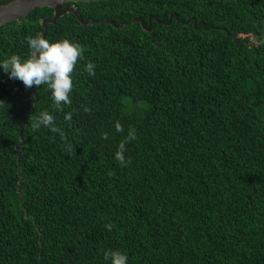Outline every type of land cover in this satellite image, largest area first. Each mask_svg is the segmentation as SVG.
Here are the masks:
<instances>
[{
	"label": "trees",
	"instance_id": "1",
	"mask_svg": "<svg viewBox=\"0 0 264 264\" xmlns=\"http://www.w3.org/2000/svg\"><path fill=\"white\" fill-rule=\"evenodd\" d=\"M70 4L85 21L152 18L150 32L48 23L50 42L83 53L59 109L47 85L35 102L0 72V264H108L106 249L128 264H264V0ZM52 16L1 26L0 59L27 58L25 37ZM43 110L56 131L32 127Z\"/></svg>",
	"mask_w": 264,
	"mask_h": 264
},
{
	"label": "clouds",
	"instance_id": "2",
	"mask_svg": "<svg viewBox=\"0 0 264 264\" xmlns=\"http://www.w3.org/2000/svg\"><path fill=\"white\" fill-rule=\"evenodd\" d=\"M25 39L29 48L27 58L12 54L0 59V72L6 74L9 80L21 81L26 89L47 85L58 109L62 104H70V93L73 89L72 74L78 59H83L81 45L66 38L50 42L40 33L27 36ZM84 69L90 76L95 74V64L92 61L86 62ZM4 105L5 103L0 101V107ZM70 119L71 113H65V120ZM53 121L54 116L49 111L43 110L32 127L44 126L56 131ZM115 126L117 131L123 130L119 123ZM134 139H136L135 129H129L125 141L119 144L115 153V159L121 165H126L128 162L124 155L125 142ZM105 227L111 230L112 225L106 224ZM103 258L108 264H128L127 254L118 249H106Z\"/></svg>",
	"mask_w": 264,
	"mask_h": 264
},
{
	"label": "water",
	"instance_id": "3",
	"mask_svg": "<svg viewBox=\"0 0 264 264\" xmlns=\"http://www.w3.org/2000/svg\"><path fill=\"white\" fill-rule=\"evenodd\" d=\"M92 1H99V0H8L5 3L0 5V27L7 24V23L18 21L19 19L26 17L29 13H31L33 10H35L37 8L50 7L53 9V16L42 18L40 20V24L43 27L42 35L44 37H46V33H47V24L48 23H55V21L59 17H62L66 13H72L76 17L78 22L84 26L102 23V24L111 25L116 29H120V28H123L127 25H132L135 22H139L143 30L150 32L152 18H148V24L147 25L145 24L144 20L140 16H136L132 20H130L126 23H123V24H119V23H117L113 20H109V19L99 20V21H96V20L85 21L81 18L80 14L77 12V10L73 4L72 5L71 4L70 5H64L65 3L92 2ZM174 15L175 14H171L169 16V21L166 24H168L170 22V19ZM153 19L155 21H158L157 18H155V17H153ZM190 20H194V19L192 17H189L184 24H186ZM193 24H195V21H193ZM38 89L39 88H34L32 90V93L34 96L36 94V90H38ZM29 101H30V99H26L25 103L29 104ZM34 101L35 102L37 101L36 96H35ZM22 114H24V112H22L20 115V119L22 120V124L19 127L20 143L18 145H16L15 148H18L19 146L21 147L24 144L21 128L24 124L27 123V119L23 118ZM22 151H23V148L21 147L19 154H18V157L20 156ZM19 170H20V168H18V172H19ZM18 184L19 185L22 184V177L19 179ZM18 192H19V196H21V189H18Z\"/></svg>",
	"mask_w": 264,
	"mask_h": 264
}]
</instances>
